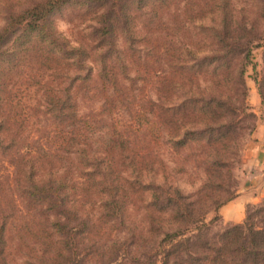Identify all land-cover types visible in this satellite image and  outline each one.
I'll use <instances>...</instances> for the list:
<instances>
[{"label": "trees", "instance_id": "1", "mask_svg": "<svg viewBox=\"0 0 264 264\" xmlns=\"http://www.w3.org/2000/svg\"><path fill=\"white\" fill-rule=\"evenodd\" d=\"M155 1L161 9L167 0ZM151 2L0 0V264H79L83 241L87 255L95 254L89 228L98 229L107 213L116 218L134 188L155 194L152 206L157 212L162 196L173 202V220L184 222L192 213H183V195L176 191L171 200L170 192L142 177L151 148L130 138L145 127V136L156 142L166 124L167 141L174 145H184L190 134L176 138L182 125L172 111L176 105L166 107L160 99L145 97L146 83L135 89L140 75L132 72L140 70L145 77L140 80L150 84L152 58L158 60L164 49L168 59L163 60L172 62L177 83L185 58H194L187 49L183 56L171 39L136 27L142 9L153 7ZM69 7L84 8L81 16L95 21L75 41L50 26V16ZM32 88L39 96L34 108L25 103ZM95 96L102 98L99 111L80 115L79 100ZM121 110L129 116L127 124L115 116ZM37 114L34 131L32 118ZM102 114L110 119L109 137L99 150L90 134L101 128ZM93 193L106 197L94 214L82 208V197ZM152 217L149 230L162 232L161 242L187 229L161 231L160 217ZM199 247V254L187 259L174 247L163 249L162 264H171L175 257L178 262L172 264H264V207L249 211L242 223L225 229L217 240L199 241Z\"/></svg>", "mask_w": 264, "mask_h": 264}, {"label": "rangeland", "instance_id": "2", "mask_svg": "<svg viewBox=\"0 0 264 264\" xmlns=\"http://www.w3.org/2000/svg\"><path fill=\"white\" fill-rule=\"evenodd\" d=\"M153 1V7L142 9L136 27L154 35L159 33L167 41L171 39L183 56L187 49L193 52L194 58H185L178 83V77L173 78L172 62L163 60L168 59L165 49L159 53L158 60L155 56L152 58L151 69L155 70L149 74L150 84L140 80L144 77L140 70L131 75H140L136 90L146 83L145 97L160 99L166 107L176 105L172 111L180 116L182 123L176 138L190 134L184 145H174L167 141L169 127L166 124L160 128L156 142L145 136V127L130 138L135 139L134 142L138 140V146L151 148L147 156L148 169L143 166L142 177L170 192L171 200L177 197L176 191L183 195L182 211L192 210V213L184 222L173 220V202H165L162 196L157 212L152 206L155 194L134 188L128 191L122 212L118 211L116 218L107 213L101 229L89 228V233L94 234L95 254L87 255V241H83L78 246L84 252L78 256L79 264H162V250L172 247L174 252H181L183 259L189 258V254L197 256L199 241H215L225 229L238 224L223 221L218 209L242 187L245 150L253 135L259 129L264 135V0H167L161 9L157 8V1ZM84 12V8H64L50 16V26L75 41L95 25L91 16H81ZM161 77L165 80L161 81ZM159 85L163 87L160 92ZM34 89L25 99L33 108L39 98ZM189 97L193 100L188 102ZM101 101V96L80 99L78 113H97ZM185 101L183 106L178 105ZM115 116L122 123L129 122L128 114L122 110ZM147 116L153 118L150 112ZM38 117L37 114L32 118L31 130L35 131ZM98 118L101 128L91 133L90 138L93 146L101 150L109 137L106 124L109 125L110 119L106 114ZM156 131L154 128V133ZM208 144L214 145L213 148ZM104 195H84L82 208L92 209L89 210L92 214L98 212L100 202L106 198ZM85 202L91 205L85 206ZM260 207H264V198L248 203L239 223L249 211ZM153 215L160 217L161 231L182 226L187 229L171 241L161 242L162 232L157 235L149 230ZM178 259L171 258V264Z\"/></svg>", "mask_w": 264, "mask_h": 264}, {"label": "crops", "instance_id": "3", "mask_svg": "<svg viewBox=\"0 0 264 264\" xmlns=\"http://www.w3.org/2000/svg\"><path fill=\"white\" fill-rule=\"evenodd\" d=\"M245 156V174L241 189L234 198L218 209L219 216L225 222H241L245 216L246 205L264 198V135L260 129L247 145Z\"/></svg>", "mask_w": 264, "mask_h": 264}]
</instances>
